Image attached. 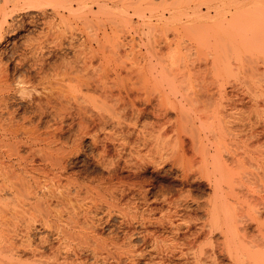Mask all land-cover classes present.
Returning a JSON list of instances; mask_svg holds the SVG:
<instances>
[{"label":"rangeland","instance_id":"374dc122","mask_svg":"<svg viewBox=\"0 0 264 264\" xmlns=\"http://www.w3.org/2000/svg\"><path fill=\"white\" fill-rule=\"evenodd\" d=\"M34 1L0 0V244L59 264H230L208 218L211 163L218 145L224 190L239 195L264 155L251 131L264 127V0ZM217 102L225 130L247 144L217 134ZM236 148L245 169L231 163ZM228 200L251 221L245 200ZM154 232L184 243L183 257L156 256ZM201 247L208 255L192 259Z\"/></svg>","mask_w":264,"mask_h":264},{"label":"bare ground","instance_id":"6f19581e","mask_svg":"<svg viewBox=\"0 0 264 264\" xmlns=\"http://www.w3.org/2000/svg\"><path fill=\"white\" fill-rule=\"evenodd\" d=\"M7 2V4H8V0H6ZM4 2H5V0H4ZM14 2V1H13ZM30 1H28V3H29ZM33 2H35L34 0H33ZM36 5V4H35ZM15 6V5H14ZM31 6H32V3H31ZM4 7V6H3ZM2 7V8H3ZM30 7V6H29ZM14 8H16V7H14ZM2 10V9H1ZM6 11V10H5ZM2 12H4V11H2ZM2 15H3V13H2ZM4 15L5 16H7L5 13H4ZM4 19H5V17H3ZM4 19H2V20H4ZM4 22H6L5 20H4ZM1 26V25H0ZM2 34V33H1ZM1 39V38H0ZM87 56H88V54H87ZM84 62V61H83ZM86 80V79H85ZM88 82V81H87ZM83 84V83H82ZM85 84H87V83H85ZM88 86V85H87ZM226 105V104H225ZM220 106H221V104L220 103H218L217 102V134H218V132H220V131H222V128H224V132L226 131L225 129H226V127H228V125H224V123H223V121H222V119L220 120V116H219V114L221 113L222 114V110L219 112V108H220ZM219 107V108H218ZM225 107V106H224ZM219 109V110H218ZM92 116V115H91ZM101 117V116H100ZM99 117V118H100ZM103 117V116H102ZM101 119V118H100ZM104 119V118H103ZM102 119V120H103ZM95 120V119H94ZM239 121H244V120H241V118H240V120ZM82 122V121H81ZM88 122V121H87ZM102 122V121H101ZM101 122H100V124H101ZM229 122V121H228ZM223 123V124H222ZM250 122H247V124L248 125H250L249 124ZM85 124H87L86 122H85ZM97 124V123H96ZM103 124V123H102ZM229 124H230V122H229ZM252 124V123H251ZM257 124H259V123H257ZM257 124H256V127H255V125L253 126L252 125V129L253 130H251V129H249V131L251 130L252 131V133H257V131H258V133H259V135L261 134L262 136L264 135V127H259V125H258V127L259 128H261L262 130H260V132H259V128L257 127ZM264 124V123H263ZM82 125V124H81ZM222 125H223V127H222ZM241 125V124H240ZM243 125H245V124H243ZM261 125V124H260ZM264 126V125H263ZM103 127V126H102ZM102 127L100 128V129H102ZM231 127H233V126H231ZM240 127H242V126H240ZM250 128H251V125L249 126ZM254 128H256L257 129V131L256 130H254ZM229 129V128H228ZM233 129V128H232ZM242 129V128H241ZM233 131H236L237 132V130H233ZM245 131V130H244ZM229 135H230V137L231 138H234V137H236L237 139H239L240 140V138H238V137H241V136H236L235 134H233V135H231L232 134V132H231V134L229 133L230 131H226ZM236 132H234V133H236ZM239 132V131H238ZM237 132V134H239ZM221 133V132H220ZM219 133V136H221V134ZM223 133V132H222ZM240 133H241V131H240ZM254 134V135H255ZM244 135V134H243ZM258 135V134H257ZM256 135V136H257ZM258 135V136H259ZM218 136V135H217ZM233 136V137H232ZM249 136V135H248ZM245 137V136H244ZM220 138H222V136L220 137ZM246 138H248V137H246ZM252 138V137H251ZM218 139V138H217ZM236 139V140H237ZM242 141H244V139L245 138H243L242 137ZM258 141H259V139H257ZM256 140V141H257ZM241 141V140H240ZM241 141V142H242ZM247 141H249V139H247ZM246 141V139H245V143L247 142ZM218 143V142H217ZM231 143H232V141H231ZM219 144V143H218ZM247 144V143H246ZM221 145V144H220ZM237 145V143L235 144L234 143V146H236ZM244 146H246V145H244ZM101 147H104V146H101ZM238 147H240V146H238ZM247 147V146H246ZM236 151L238 152V150H237V148L235 149V153H234V151H231L230 153H229V155L230 154H233V155H231L230 157H232V161H231V163H234V160L235 161H237V164H239L240 163V165L242 164V162H244L243 161V157L241 158V156L239 157L240 158V160L238 159V157H236V155L238 156V153L236 154ZM102 152V151H101ZM105 153V152H104ZM103 153V154H104ZM242 153H243V151H242ZM236 154V155H235ZM240 154V153H239ZM244 154V153H243ZM262 155V154H261ZM260 154L257 156L258 158L259 157H261V158H255V159H258L259 160V163H256L255 165H257L256 167H257V170H259L260 172H258L257 173V170H256V173L252 170V173H249V175H250V177H249V175H244V179L242 178L243 176H241V178L240 179H243V180H239V182L238 183H240L239 185H240V189H239V185H238V191L240 192L242 189L244 190V192L242 191L241 193L242 194H239L238 195V192L237 193H235L234 192V190L235 189H233V191H231V192H229V191H226L227 189H225L224 190V179H226V178H224V176H226V172H227V170H228V166H230V165H228L227 163V160H225L223 157H221V155L219 154V146L217 145V160H215V159H213V156H212V158H210V159H213L212 160V165L213 166H215V168H214V170L215 169H217V194H215V192H216V190H214V188H213V192H214V196L215 197H217V206H216V204H213V206L212 207H210V208H212V210H211V215L208 217L211 221H212V219H213V223H212V226H214V223L217 221V224H215L216 225V227H217V232L221 235V244H220V242L218 243V244H220V247L218 246V248H220L219 250H221V251H219V252H221L222 253V251L224 252L223 254H225V256H226V258L228 257L229 259L228 260H230V264H264V241L263 240H261V241H263V242H260L259 244L257 243V244H250L248 247H246V244L248 243L247 241H249V243L250 242H252V241H250L249 239H253V241L254 242H257V240H259L258 238L261 236L262 237V239L264 238L263 237V235H264V230L262 231V230H260V228L261 227H259V222L260 221H258V220H261L262 218V215L264 216V214H262L263 212H262V210H264V198L263 197H260V198H258L259 196H262L260 193H262V192H264L263 190H264V155H262L261 156ZM236 158V159H235ZM241 159H242V161H241ZM59 160H61L62 161V159H59ZM253 160H254V158H253ZM60 161V162H61ZM236 163V162H235ZM239 166V165H238ZM244 165H241V167L243 168V169H245L244 167H243ZM253 167H254V165H253ZM246 169H248V168H246ZM255 169V168H254ZM116 171V170H115ZM244 171V170H243ZM248 171V170H247ZM229 172V171H228ZM228 172H227V174H228ZM248 172H250V171H248ZM247 172V173H248ZM136 173V172H135ZM245 173V172H244ZM138 174V173H137ZM242 174V173H241ZM112 175V174H111ZM243 175V174H242ZM115 177V176H114ZM108 178H109V176H108ZM111 178V177H110ZM138 178V177H137ZM112 179V178H111ZM110 179V180H111ZM116 179H118V178H116ZM142 179V178H141ZM102 180V179H101ZM109 180V179H108ZM115 182H116V180H115ZM214 182V181H213ZM102 183V182H101ZM106 183V182H105ZM136 183V182H135ZM117 184H118V181H117ZM105 185V184H104ZM116 185V184H115ZM250 185L252 186V187H250ZM137 186V185H136ZM140 186V185H139ZM263 187L262 189H261V187ZM110 187V186H109ZM108 187V188H109ZM120 187V186H119ZM257 187V188H256ZM142 189H143V187H142ZM135 190V189H134ZM144 190V189H143ZM137 191H139V190H137ZM262 191V192H261ZM142 192V191H141ZM252 192V193H251ZM138 194H139V192H137ZM143 193H144V191H143ZM250 193L251 194H253L254 195V197H253V201H251V199L250 198H252V196L250 195ZM257 193H259L260 195L258 196L257 195ZM144 195V194H143ZM164 195V194H163ZM249 195L251 196V197H249ZM256 195V196H255ZM264 195V194H263ZM145 196V195H144ZM166 196V195H165ZM242 196V199L243 200H245L244 202H246L245 204V207L247 208L246 210V212H248V213H246V214H248L249 216V218H250V220L251 221H249L246 217H244V215H242V214H244L245 213V211H244V213L242 212V216H241V218L243 217V218H245V219H241L240 221L238 220V219H240V217H238V216H240V215H238L237 216V212H236V215H235V211H234V207H233V204L231 203V202H229V200L228 199H230V198H232V199H235V200H242V199H239V197H241ZM243 196H244V198H243ZM258 196V197H257ZM61 197H64L65 198V196H61ZM143 197V196H142ZM255 197H256V199H255ZM163 198V197H162ZM61 198H60V196H59V201H62L63 202V200H60ZM248 199H250V200H248ZM164 201V200H163ZM162 201V202H163ZM146 202V201H145ZM170 202V201H169ZM209 202V201H208ZM215 203V202H214ZM108 205V204H107ZM172 205V204H171ZM174 205V204H173ZM261 205V207H258L257 208V206H260ZM169 206H170V204H169ZM216 207H217V209H216ZM155 208V207H154ZM261 208V209H260ZM150 210V209H149ZM151 211V210H150ZM216 211H217V213H216ZM208 212H209V210H208ZM154 213V212H153ZM245 214V215H246ZM216 215H217V220L216 221H214L215 219H216ZM147 217H148V215H147ZM163 217V216H162ZM168 217V216H167ZM211 217H212V219H211ZM236 217H237V219H236ZM166 218V217H165ZM169 218V217H168ZM75 219L76 220H78L76 217H75ZM147 220V218L144 216V219L142 220V218H141V220L142 221H146ZM75 220V221H76ZM167 220V219H166ZM209 220V221H210ZM246 221V222H248V223H252V221L255 223V226H256V228H257V230H258V233H257V235H259V237L257 238V235L254 233V236H255V238H257V239H255V238H253L254 236H253V234H250L251 235V237H249V236H247L248 234V232H250V231H248V230H246L247 228H245V230H243L244 229V227L243 226H245V223H241V222H243V221ZM262 220H264V217H263V219ZM261 220V221H262ZM73 221V224H72V227L74 226L75 228L78 226L77 224H78V221ZM149 221V220H148ZM154 221V220H153ZM152 221V222H153ZM156 221H157V219H156ZM155 221V222H156ZM170 221H172V220H170ZM208 221V222H209ZM237 221H239L240 222V224L241 225H243L242 226V228H241V226H240V229L242 230V232H239L238 231V225H237ZM258 221V222H257ZM149 222H151V220L149 221ZM149 222H148V224H149ZM77 223V224H76ZM167 225H170V228H172L173 227V223H171V222H169V221H167ZM180 223H182V221L180 222ZM248 223H246V224H248ZM261 223H263V222H260V224ZM166 224V223H165ZM144 225V224H143ZM176 225V224H175ZM210 225H211V223H210ZM263 225H264V223H263ZM62 226V225H61ZM63 226H65V225H63ZM71 226V225H70ZM73 227V228H74ZM79 227V226H78ZM168 227V226H167ZM215 227V226H214ZM245 227H247V225L245 226ZM70 228V227H69ZM177 228V227H176ZM259 228V229H258ZM72 229V228H71ZM239 229V230H240ZM58 230H60L59 231V234H63V236L65 237L66 235V231H63L64 230V227L62 228V227H59V229H57V231ZM146 230V229H145ZM173 230V229H172ZM176 231H177V229H175ZM210 230H211V226H210ZM255 230V229H254ZM73 231V230H72ZM176 231H174V232H176ZM209 231V230H208ZM247 233H246V232ZM261 231L263 232V233H261ZM78 232V231H77ZM147 232V231H146ZM173 232V233H174ZM210 232V231H209ZM65 233V234H64ZM156 232H154L153 233V235L150 233V237H151V242H152V244H151V250H153V251H158V252H156L155 253V255L157 256H159L160 255V253H162L161 255L163 256V254L164 255H169V254H171V256L170 257H172V256H174V253H179V256H182L183 257V249L180 247V245L182 244H184V243H182L181 242V244H179V243H177V242H173V241H171V242H173V243H168V240L167 239H159V237L157 238V235L155 234ZM205 233V232H204ZM57 234H58V232H57ZM58 234V235H59ZM145 234V233H144ZM155 234V235H154ZM210 234V233H209ZM262 234V235H261ZM147 235V234H146ZM160 235V234H159ZM62 236V235H61ZM63 237V238H64ZM160 237H161V235H160ZM260 237V238H261ZM62 238V239H63ZM128 238V237H127ZM194 238V237H193ZM174 239V238H173ZM167 240V241H166ZM256 240V241H255ZM26 241V240H25ZM62 241V240H61ZM186 241V240H185ZM260 241V240H259ZM129 242V241H128ZM145 242V241H144ZM190 242H191V240H190ZM210 242V241H209ZM208 242V243H209ZM188 244V243H187ZM192 244V243H191ZM210 245L209 246H211V242L209 243ZM21 245V244H20ZM30 244H28V246H29ZM202 245V244H201ZM208 244H206V246H207ZM23 246V245H22ZM21 246V248L20 247H17V244L15 245L14 244V241L13 240H11V238H3L2 237V239H1V244H0V251L1 252H6V253H8L7 254V256H5V258H3L1 261H0V264H59V262L56 260V262L54 261V259H51V258H47V257H44L43 255L44 254H40V253H42L40 250H39V248H38V250H39V252L37 251V249L35 248L34 249V247L33 246H31V248H29L27 245V247L28 248H23ZM25 246V247H26ZM193 246V245H192ZM191 246V247H192ZM199 246V245H198ZM203 246H205V245H203ZM213 246V245H212ZM33 247V248H32ZM183 247H184V245H183ZM194 247V246H193ZM188 248V247H187ZM205 248H208V247H205ZM205 248L203 249V247H201L200 249H198L199 250V252H196L195 251V253L193 254V252H192V254L194 255H192L193 256V258L192 259H199V257L200 256H202V254H205V255H208V254H206V252L204 253V250H205ZM214 248V247H213ZM150 249V248H149ZM185 249V248H184ZM217 249V248H216ZM215 249V250H216ZM187 250V249H186ZM190 250H191V248H190ZM132 251V250H131ZM133 251H135V249H133ZM188 251V250H187ZM151 252V251H150ZM190 253H191V251H189ZM152 253V252H151ZM150 253V254H151ZM154 253V252H153ZM186 253V252H185ZM197 253V254H196ZM221 253H219L220 255H221ZM140 254V253H139ZM149 254V255H150ZM211 254V253H210ZM26 255H28V256H26ZM128 255V254H127ZM141 255H143V254H140V256ZM145 255V254H144ZM143 255V256H144ZM148 255V254H147ZM153 255V254H152ZM151 255V256H152ZM188 255V254H187ZM189 255H191V254H189ZM215 255V254H214ZM26 256V258H24V257ZM131 256H133V255H131ZM151 256H149V257H151ZM191 256V257H192ZM146 257V256H145ZM152 257H154V256H152ZM160 257V256H159ZM159 257H157L159 260L157 261L156 260V262L154 261L156 258L154 257V258H152V260L154 261H152V262H150V264H165V261L168 259V256L167 257H161V258H159ZM169 257V258H170ZM175 257V256H174ZM210 257V256H209ZM66 258V257H65ZM129 258H131L132 259V257H130L129 256ZM135 258V257H134ZM133 258V259H134ZM144 257H142V259H143ZM207 258V257H206ZM126 259H128V257L126 258ZM200 259H201V257H200ZM211 259V258H210ZM209 259V260H210ZM51 260H53V261H51ZM94 260H95V258H94ZM129 260V259H128ZM141 260V259H140ZM195 260V261H196ZM206 260V259H205ZM213 260V259H212ZM211 260V261H212ZM215 260V259H214ZM168 261H169V259H168ZM194 261V260H193ZM201 261V260H200ZM217 261V260H216ZM66 262V261H65ZM65 262H64V264H65ZM205 262V261H204ZM215 262V261H214ZM218 262V261H217ZM129 263V262H128ZM146 263V262H145ZM144 263V264H145ZM195 263V262H194ZM196 263H197V261H196ZM202 263V262H201ZM210 263V262H209ZM212 263V262H211ZM220 263V262H219ZM219 263H216V264H219ZM60 264H63V263H60ZM67 264V263H66ZM118 264V263H117ZM146 264H148V263H146ZM169 264V263H168ZM172 264V263H171ZM174 264V263H173ZM178 264V263H177ZM198 264V263H197ZM203 264V263H202ZM205 264V263H204ZM213 264V263H212Z\"/></svg>","mask_w":264,"mask_h":264}]
</instances>
